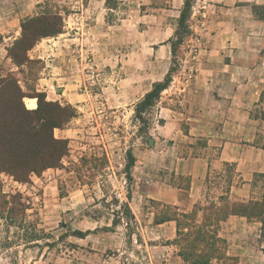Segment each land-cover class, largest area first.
<instances>
[{"label":"crops","instance_id":"obj_1","mask_svg":"<svg viewBox=\"0 0 264 264\" xmlns=\"http://www.w3.org/2000/svg\"><path fill=\"white\" fill-rule=\"evenodd\" d=\"M47 2L0 0V72L13 75L25 93L43 94L47 102L78 110L72 128L55 131L57 139L71 140L77 135L81 114L94 106V97L82 89L92 82L86 64L89 57L105 73L100 82L110 105L140 102L144 95H137L145 80L150 82L148 93L169 72L185 0H166L165 7L143 13L146 3L138 0L137 8L129 11L134 14L118 20L117 27L108 21L105 0L61 1L54 7L59 13L49 15L61 17L62 32L41 39L27 52L28 62L17 64L9 52L23 38V24L52 8ZM129 24L132 34L128 39ZM189 24L188 43L195 50L191 60L194 79L181 86L175 78L165 91L168 97L159 103L162 122L153 150L155 165L176 177H190V198L200 195L214 171L228 185L229 199L248 203L253 200L255 178L264 175V0H197ZM116 65L122 79L114 86L109 68L114 70ZM29 100L35 101V108L28 107ZM24 102L29 110L37 109V99L25 98ZM227 169L232 172L226 176ZM0 179L3 194L24 186L4 173ZM182 192L173 187L158 189L154 198L179 206ZM166 224L176 230L175 222ZM262 226L257 219L239 216L222 223L221 235L231 240L238 264H264ZM0 261L5 262L2 255ZM172 264L185 263L178 257Z\"/></svg>","mask_w":264,"mask_h":264},{"label":"rangeland","instance_id":"obj_2","mask_svg":"<svg viewBox=\"0 0 264 264\" xmlns=\"http://www.w3.org/2000/svg\"><path fill=\"white\" fill-rule=\"evenodd\" d=\"M61 1L66 0H49L47 6L52 8L46 9V13H59V8L54 10V7H59ZM78 1L85 3L89 0ZM105 1L109 10L108 21L113 27H117L121 18L133 15L129 11L138 5V0ZM139 1L146 3L142 13L148 8L166 6V0ZM131 28L129 24L128 39L132 34ZM120 32L119 29L116 30L117 38ZM188 40L189 38L177 51V71L170 87L175 78L179 79L181 86L194 79L195 71L191 60L195 50ZM173 59L172 55L171 66ZM93 63L91 57L86 60L87 66H94ZM95 68L97 80L87 83L86 89L82 87L84 93L94 97V106L91 111L86 110L81 114L82 121L77 124L79 132L68 140L69 153L63 159L61 167L34 176L29 184L21 189L16 186L8 193L10 195L19 192L24 195L30 208L27 222L37 224L38 229L49 237L44 236L36 244L38 246L33 244L26 247L21 234H17L19 230L13 227L8 229V223L0 219V256L5 260L0 261V264H172L180 252L176 245L177 228L175 230L174 226L166 223L157 226V221L167 218L182 220V216L188 214L196 219V223L201 224L204 216L217 211L219 207L242 203L229 199L226 195L228 185L223 184L218 173L214 171L204 183L200 195L190 198V177H176L164 168H157L153 150L157 146L159 124L162 122L159 103L162 98L168 97L166 92L162 93L156 106L145 113L138 111L143 99L140 102L132 100L123 105H110L102 89L103 82H100L105 73ZM163 69L160 68L161 73ZM109 74L114 80V86L115 82L118 84L122 79L119 65L114 70L109 68ZM147 81L145 80L138 97L147 94L150 84ZM32 87L29 84L30 90ZM126 89L130 91L129 88L123 91ZM163 103H167L166 100ZM27 105L31 108L28 101ZM72 123L69 129L73 127ZM131 159L135 162L128 173L126 167ZM226 171V176L232 172L230 169ZM172 187L183 190L179 206L159 202L154 198L158 189L165 191ZM2 189L0 179V197L3 194ZM252 197V201L259 206L264 203V175L255 178ZM124 204L129 205L136 218V223L131 225L135 229L131 239L125 218L120 224L114 225L124 213ZM170 207L178 210H169ZM261 211L262 220H257L263 224L260 238L264 240V210L258 209L254 214L259 215ZM206 224L214 238L226 241V256L229 259L222 264H238V258L231 252V240L221 235L222 224L219 225L213 219ZM6 242L19 243L20 246L4 251L1 247ZM217 247L219 248V244ZM261 251L264 253V248ZM212 264L217 262L213 261Z\"/></svg>","mask_w":264,"mask_h":264},{"label":"trees","instance_id":"obj_3","mask_svg":"<svg viewBox=\"0 0 264 264\" xmlns=\"http://www.w3.org/2000/svg\"><path fill=\"white\" fill-rule=\"evenodd\" d=\"M195 1L186 0L184 4L178 21L175 41L172 42L174 59L165 80L154 84L152 90L144 96L138 106L139 113H145L154 108L162 93L169 89L177 71L175 69L177 51L192 35L189 22ZM62 24L61 17L49 14L27 21L23 24V38L14 45L9 52L10 56L17 64L28 62L27 52L41 39L60 34ZM59 25L61 26L55 29ZM25 98L37 99V109L29 110L24 102ZM77 116V112L71 105L47 102L43 94L36 93L28 96L13 75L0 74V174L4 173L12 177L15 182L26 185L34 176L59 169L63 159L69 153V141L57 139L55 131L67 129ZM134 162L131 159L127 165L128 173L134 166ZM123 206L124 213L114 225L120 224L125 218L129 239H131L135 232L131 225L136 223V218L128 204ZM168 209L178 210L176 207ZM258 209L264 210V203L261 206L253 201L247 204L236 203L232 206L226 204L219 207L217 211L204 216L201 224L196 223V219L187 214L182 216V220L167 218L157 221L155 225L176 223V245L180 249L178 257L185 264H212L213 261L222 264L223 261L229 259L226 256V241L214 238L207 230L206 223L213 219L220 225L231 216L262 220V211L259 215L254 214V211ZM29 210L26 198L19 192L10 195L2 194L0 197V219L8 223V229L13 227L19 230L17 234H21L26 247L33 244L38 246L36 244L45 238L44 236L49 237L38 229L37 224L27 222ZM8 242L2 245V250H11L20 246L19 243Z\"/></svg>","mask_w":264,"mask_h":264},{"label":"built area","instance_id":"obj_4","mask_svg":"<svg viewBox=\"0 0 264 264\" xmlns=\"http://www.w3.org/2000/svg\"><path fill=\"white\" fill-rule=\"evenodd\" d=\"M89 67V70H90V75H91V77H92V79H91V81H95V80H97V74H96V72H97V69L94 67V66H92V65H89L88 66ZM84 88L86 89L87 88V84L84 86ZM87 92V91H86Z\"/></svg>","mask_w":264,"mask_h":264},{"label":"bare ground","instance_id":"obj_5","mask_svg":"<svg viewBox=\"0 0 264 264\" xmlns=\"http://www.w3.org/2000/svg\"><path fill=\"white\" fill-rule=\"evenodd\" d=\"M28 102L30 103L31 108H35V101L29 100Z\"/></svg>","mask_w":264,"mask_h":264}]
</instances>
